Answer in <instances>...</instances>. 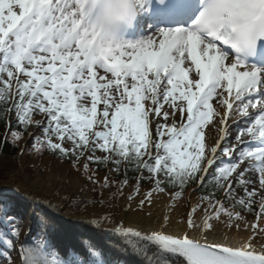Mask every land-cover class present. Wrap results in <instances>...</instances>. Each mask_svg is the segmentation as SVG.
<instances>
[{
    "label": "snow or ice",
    "instance_id": "6c2138e0",
    "mask_svg": "<svg viewBox=\"0 0 264 264\" xmlns=\"http://www.w3.org/2000/svg\"><path fill=\"white\" fill-rule=\"evenodd\" d=\"M0 122L4 144L27 134L21 154L31 141L29 153L47 150L84 174L123 166V180L85 177L115 185L112 200L124 197L129 169L139 173L129 210L172 189L147 228L116 225L146 264H264V0H0ZM189 184L201 191L195 202L183 197ZM11 209L0 202L5 264H110L91 241L61 252L47 217L21 238ZM241 225L248 237H230Z\"/></svg>",
    "mask_w": 264,
    "mask_h": 264
},
{
    "label": "bare ground",
    "instance_id": "6f19581e",
    "mask_svg": "<svg viewBox=\"0 0 264 264\" xmlns=\"http://www.w3.org/2000/svg\"><path fill=\"white\" fill-rule=\"evenodd\" d=\"M191 75V74H190ZM235 115V114H233ZM237 116V115H235ZM238 121V120H236ZM229 125V132L228 135L231 137L228 141H226L228 144L235 143V135L237 134V129L234 128V122L231 121V123H228ZM218 133L213 131V138H218ZM246 140L248 137H244ZM41 177L37 176L32 183L26 181L21 182L17 179L16 176H10L8 179L3 180L1 182L0 190L10 191L15 193L18 198V202L20 207L25 210L27 213L37 214L39 211L37 210V204L41 207H45L44 209L47 210L44 212V217H47V219L52 220L51 226L49 228V232L52 234H57L59 231V236L53 237L50 236L51 240L56 244L58 248H60L61 252H63L65 247H69L75 244H78V240H73L68 234V232L75 233L74 226L76 225L77 230H82L86 232L92 233L95 237L94 239L90 238L89 236H85L84 241H91V243L95 244L98 249L106 247V249H103V253L107 256L108 260L110 261V264H146L145 258H142L140 255L136 253L134 248L128 243L127 239L119 235L115 232L116 225L119 224L116 217L118 215H112L111 217V223L109 222H100L98 224H92L90 221L94 219V215L97 214L100 209H97L95 206H87V211L84 213H79L77 215L73 214H66L59 212L58 215L66 218V222H59L55 223L53 219V211L51 210L53 207L50 197L58 198L55 194L59 193L61 191L57 190L54 191V187L59 184V187L61 186L62 189L68 187L69 180L63 179L61 181L58 180V178L50 174L47 178V185L43 187L42 184L37 183V181H40ZM72 182L76 181V177L74 175H71L69 178ZM19 188V192L13 191V189ZM77 185L74 186L73 192H76ZM52 189V190H51ZM148 189V187L141 188V195L143 192ZM50 191L51 195L47 196V192ZM127 192V191H126ZM168 193H156L153 192V205L149 209L148 205H145L144 210L141 212L136 208V204L134 203L132 205V210H129L127 207V200L125 198L124 200V210H123V218H124V226L125 227H134L137 229H144L147 228L149 225V221L147 219V213L149 210H151L153 214V219H155L158 215H160L164 210V205L168 203ZM24 194H27L28 199L24 198ZM183 197L187 198L191 202H195L197 195L193 193L192 191H187L183 193ZM184 199H178L176 203V211H184ZM36 206V207H35ZM90 212V213H89ZM173 216L175 218V213H173ZM71 223V224H69ZM215 223V222H214ZM261 224H264V221L260 222ZM60 228V230L58 229ZM225 230L221 229L219 226H217V232L215 235V239H222L224 235ZM28 237H29V233ZM250 234L249 230H245L243 226H241L240 231L237 233L235 229L231 233H229L230 237H238V238H247ZM82 241V240H81ZM96 241L101 242V244L97 243ZM233 243L235 240L232 241ZM258 244L264 243V239H257L256 241Z\"/></svg>",
    "mask_w": 264,
    "mask_h": 264
},
{
    "label": "rangeland",
    "instance_id": "374dc122",
    "mask_svg": "<svg viewBox=\"0 0 264 264\" xmlns=\"http://www.w3.org/2000/svg\"><path fill=\"white\" fill-rule=\"evenodd\" d=\"M35 118H39V117H35ZM236 120H238V116L235 115H231L230 119L228 120V123L232 122H237ZM236 128V127H234ZM31 132H38V130L31 128ZM218 135V134H217ZM27 139V135L24 136V138H22L19 141V144L22 145L24 144L25 140ZM28 153V152H27ZM219 155V153H218ZM14 163H15V168L11 170V172L7 173L6 177L3 179H0V186H1V182L3 180L8 179L10 176H16L17 179L21 182H30L32 183V181H34L36 179L37 176H40L41 179L40 181H37V183L42 184L43 187L47 185V178L50 174L55 175L59 181L63 180V179H67L69 180V184L67 188L62 189V187H59V184H57L56 187H54V191H61L60 192V196H64V195H68L71 196L72 198H75L77 195L79 196H84L87 198H90L92 195H95V191L98 192L99 189V194L98 197L94 200L89 201L88 203H86L84 205V207L82 208V213L87 211V206H95L97 209H100V211L95 214L93 217L97 218V215L103 216L105 214H108L109 216H112L113 214L118 215V217H116V219L118 220L119 223H123L124 222V218H123V210H124V200L127 197L128 193L132 190V187L136 184V179L133 181H128L127 186L124 188V197L123 198H118L116 200H112L110 199V194L116 191L115 185H113L110 188H101L100 184H93L92 182H90L89 180H87L85 177L88 174H91L93 171L96 172V175L100 178V180L102 181L103 178L107 175L109 177L110 180H122L120 178H117L114 173L109 172V166H106L104 169H94L92 168L91 165H89V169H88V173L84 174L82 172H78L75 168H73V166L68 163L67 161H63V160H59V159H51L47 153V150L43 151L42 153H37V152H32V153H28V154H23V155H19L15 158H13ZM71 175H74L76 177V181L72 182L69 178ZM77 185V191L73 192V188L74 186ZM144 187H150L149 183L147 182L146 184H140V189L144 188ZM52 190V189H51ZM5 191V190H4ZM127 191V192H126ZM187 191H192L193 193H195L197 195V197L200 196V194L197 192V190H194V187H190L188 189H186L185 191H183V193L187 192ZM6 192V191H5ZM4 192V193H5ZM10 192V191H8ZM167 192H171V191H167ZM13 193V192H11ZM47 196L51 195V192L48 191L47 192ZM0 196L3 197V201L0 202H6V203H10L12 205V209H11V215H14L19 228L21 230V238L24 237V234L29 233V238H31L32 236H34L36 233H38L39 231H41L45 226L41 225L40 220L42 217H44V212H46L47 210H45V207H41L40 205L37 204V210L39 211L36 214V218L33 220V214L32 213H27L26 211H17V207L16 204H14L13 201H8L11 199H15V198H19L17 195L15 196H7L6 194H3V192H1ZM51 202L53 204V207L58 211V212H62V213H66V214H73V215H77L79 213H76L73 211V203H70L68 205L65 204L64 200H60L59 198H54L53 196L50 197ZM103 200L104 203L103 205L96 203L95 205H93V201H100ZM259 198H257V202H258ZM14 210V211H13ZM20 212V215H15L14 213H18ZM90 213V212H89ZM248 220L249 221H254L255 220V216L254 215H248ZM48 220V219H47ZM243 226V225H241ZM0 227H2V225H0ZM49 227V222L47 224L46 227V231L47 228ZM91 238V237H90ZM97 243L101 244V242L96 241ZM0 247H2V245H0ZM106 249V247L100 248V250ZM12 257L15 258L16 257V252L13 251L11 253ZM0 264H5L4 260L2 258H0Z\"/></svg>",
    "mask_w": 264,
    "mask_h": 264
},
{
    "label": "trees",
    "instance_id": "16d2710c",
    "mask_svg": "<svg viewBox=\"0 0 264 264\" xmlns=\"http://www.w3.org/2000/svg\"><path fill=\"white\" fill-rule=\"evenodd\" d=\"M4 119L7 120L8 119V114L7 113H4ZM12 120L14 121L15 120V117L12 116ZM4 123L3 122H0V179H3L6 177L7 173L11 172L12 169L15 168V163H14V160L13 158L16 159L17 156L19 155H23V154H28V148H31V141H28V145H27V148L25 149L24 153L21 154L20 152V144L19 142L17 143L16 147H13L11 143H7V144H4L3 143V133H4ZM29 132H31V128L28 129ZM39 134V133H37ZM27 134H25L26 136ZM11 139L10 135H9V140ZM28 152V153H27ZM49 157L51 159H59V160H63V161H66L65 159H62L58 156H55L53 155L51 152L47 151ZM68 162V161H67ZM69 163V162H68ZM71 164V163H70ZM92 166V168L94 169H97V165L95 164H90ZM106 166H109L111 167L110 165H100L98 169H104ZM112 173H114V175L117 177V178H120V179H124V168L123 166L121 167V174H117L116 172L112 171ZM139 175V173L135 172V171H132L131 169H129V171L127 172V176H128V181H133L137 176ZM143 175L147 176V172L145 171L143 173ZM147 181H143L141 182V184H146ZM195 184H189L185 187V189L183 191H185L187 188L193 186ZM168 190H172V189H168ZM199 194L201 195V191L198 190ZM98 194H99V189H98V192L95 191V195H92L90 198H87V197H84V196H79L77 195L74 199L77 201L76 203H73L71 199L69 200H64L65 201V204L68 205L70 203H73V211L74 212H82V208L84 207V205L86 203H88L89 201L91 200H94L98 197ZM83 202V203H81Z\"/></svg>",
    "mask_w": 264,
    "mask_h": 264
},
{
    "label": "water",
    "instance_id": "95a60500",
    "mask_svg": "<svg viewBox=\"0 0 264 264\" xmlns=\"http://www.w3.org/2000/svg\"><path fill=\"white\" fill-rule=\"evenodd\" d=\"M52 211H53V219L55 220L54 222L55 223H59V222H66V218H64V217H62V216H60V215H58L57 214V211L56 210H54L53 209V207H52V209H51ZM52 221V220H51ZM69 224H71V223H69ZM74 228V230H75V233H72V232H68V230H67V234L73 239V240H78L79 242L81 241V240H84V238H85V236H89V237H91L92 239H94V235L92 234V233H90V232H86L85 230L84 231H80V230H77L76 229V225L73 227ZM59 230H60V228H58ZM56 235H59V231L57 232V234Z\"/></svg>",
    "mask_w": 264,
    "mask_h": 264
}]
</instances>
